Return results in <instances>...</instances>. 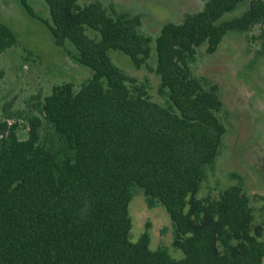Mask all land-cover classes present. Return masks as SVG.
Instances as JSON below:
<instances>
[{"label":"trees","instance_id":"obj_1","mask_svg":"<svg viewBox=\"0 0 264 264\" xmlns=\"http://www.w3.org/2000/svg\"><path fill=\"white\" fill-rule=\"evenodd\" d=\"M45 2L55 46L71 43L94 75L79 90L65 83L38 97L27 139L17 122L0 125V264H264V227L243 187L199 197L228 131L218 86L192 71L198 49L214 54L229 32L259 27L264 54V0H205L203 10L163 24L154 71L164 105L110 56L147 66L153 39L140 33L141 16L100 1ZM241 4V16L222 20ZM17 43L0 22V54ZM136 186L150 208L166 209L183 259L153 251L148 231L132 241Z\"/></svg>","mask_w":264,"mask_h":264},{"label":"rangeland","instance_id":"obj_2","mask_svg":"<svg viewBox=\"0 0 264 264\" xmlns=\"http://www.w3.org/2000/svg\"><path fill=\"white\" fill-rule=\"evenodd\" d=\"M81 4L100 1L118 12L139 15L140 33L151 36V58L147 66L137 69L130 58L111 51L113 63L138 83L147 82L152 101L164 105L166 97L159 94L161 78L155 73L158 62L156 38L163 24L182 22L187 14L203 10L205 0H79ZM29 13L20 0H0V22L9 26L17 36L16 46L0 54V125L19 124L18 135L28 137L26 116L34 111L36 99L52 94L53 87L72 83L79 90L94 72L76 60V48L67 43L65 49L55 46L50 28L53 27L45 0H28ZM248 5L222 19L241 16ZM259 27L253 31L229 32L214 54L206 53V45L198 49L192 71L205 77L219 88L224 107L219 113L227 127L221 152L206 173L199 197H218L233 185H241L251 199L255 225L264 227V54L255 40ZM86 34H98L87 29ZM21 114V115H20ZM131 239L137 242L149 232L150 248L166 249L176 260L184 253L173 245L175 227L162 204L150 208L144 191L133 190L130 203ZM264 262V260H263Z\"/></svg>","mask_w":264,"mask_h":264}]
</instances>
